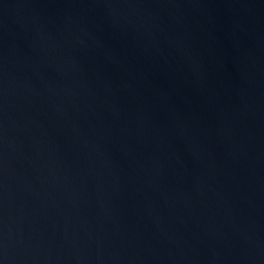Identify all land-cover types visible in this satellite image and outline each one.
<instances>
[{"label": "water", "instance_id": "water-1", "mask_svg": "<svg viewBox=\"0 0 264 264\" xmlns=\"http://www.w3.org/2000/svg\"><path fill=\"white\" fill-rule=\"evenodd\" d=\"M0 264H264V0H0Z\"/></svg>", "mask_w": 264, "mask_h": 264}]
</instances>
